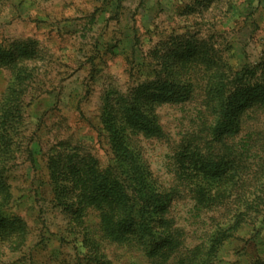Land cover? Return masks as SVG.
<instances>
[{"label":"rangeland","instance_id":"374dc122","mask_svg":"<svg viewBox=\"0 0 264 264\" xmlns=\"http://www.w3.org/2000/svg\"><path fill=\"white\" fill-rule=\"evenodd\" d=\"M217 70L250 104L238 133L212 152L227 169L213 190L218 206H199L177 180L174 154L194 145L206 153L202 89ZM178 71L194 77L193 99L155 108L162 136L136 141L156 183L177 188L166 218L181 247L162 263L133 243L94 242L95 215L65 210L40 181L55 157L105 168L112 153L101 108ZM262 94L264 0H0V264H264ZM75 166L66 173L84 167ZM218 225L230 227L228 237L205 260Z\"/></svg>","mask_w":264,"mask_h":264},{"label":"trees","instance_id":"16d2710c","mask_svg":"<svg viewBox=\"0 0 264 264\" xmlns=\"http://www.w3.org/2000/svg\"><path fill=\"white\" fill-rule=\"evenodd\" d=\"M229 76L226 72L214 71L202 89L205 109L211 117L209 137L204 143L206 153L194 145L191 153L180 151V146L174 154L177 180L189 190L199 206H218L215 191L221 190L220 187L217 190L218 184L225 179L227 169L220 166L212 152L223 137L229 139L238 133L239 115L250 104L244 88L235 90ZM193 78L191 73L180 71L165 75L163 79L156 75L150 82L138 83L108 100L100 114V133L112 153L105 168H100L97 163L86 164L84 158H78L77 163L72 159V163L59 165L54 162L56 157L45 162L47 175L40 181L41 185L56 194L55 199L58 195L57 200L62 202L65 210L91 211L95 215L94 242L133 243L146 257L162 263L181 247L166 218L177 188H165L156 183L136 141L140 137L159 139L162 136L155 108L191 101L195 94ZM259 102L264 103V94ZM2 133L0 131V144H4ZM34 154L35 151L28 152L30 163L42 171ZM78 163L84 167L72 175L66 173L67 170L72 172ZM228 186L223 184L225 188ZM20 223L19 219H13L11 225L19 226ZM229 229V226L219 225L214 229L207 241L205 260L228 237L225 233Z\"/></svg>","mask_w":264,"mask_h":264}]
</instances>
